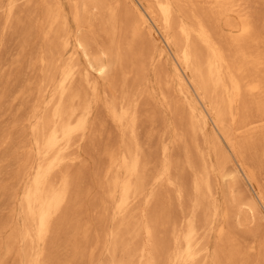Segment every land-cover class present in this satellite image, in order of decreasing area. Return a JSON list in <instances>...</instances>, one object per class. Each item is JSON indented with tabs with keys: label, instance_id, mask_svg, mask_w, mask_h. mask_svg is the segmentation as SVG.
Wrapping results in <instances>:
<instances>
[{
	"label": "bare ground",
	"instance_id": "bare-ground-1",
	"mask_svg": "<svg viewBox=\"0 0 264 264\" xmlns=\"http://www.w3.org/2000/svg\"><path fill=\"white\" fill-rule=\"evenodd\" d=\"M15 1L0 3L8 19ZM67 2L38 0L17 18L38 72L23 92L36 103L1 186L9 202L25 176L22 222L10 227L0 264H264L255 169L264 173V0ZM165 48L174 75L156 65ZM142 109L160 125L147 149ZM106 118L114 135L105 136ZM208 124L213 138L201 142ZM82 141L96 156L90 179L70 167Z\"/></svg>",
	"mask_w": 264,
	"mask_h": 264
},
{
	"label": "rangeland",
	"instance_id": "rangeland-1",
	"mask_svg": "<svg viewBox=\"0 0 264 264\" xmlns=\"http://www.w3.org/2000/svg\"><path fill=\"white\" fill-rule=\"evenodd\" d=\"M66 6H68L67 0H61ZM5 3L6 0H0V3ZM38 0H16L13 15L8 19L6 17V11L4 7H0V221L1 219L6 220L8 224L0 228V258L3 256V244L9 234L10 227L13 224L20 226L22 219L19 212V196L21 194L22 186L25 180V176L21 178L18 184L15 186V197L14 199L7 202L5 198L1 195V186L10 181L11 172L17 167V162L15 161V155L18 152H22V148H18L17 141L20 138L21 130H25L29 135L27 117L30 114L31 107L36 103L35 99L27 102L28 97L23 92L27 80H35L37 77V68H30L31 55L29 53V48H25L22 44V32L17 30L16 22L18 17H23L29 10L30 6L37 3ZM156 42L155 48L159 50L164 47V44L161 40V37L158 34H155ZM165 55L156 63L160 68H164L170 74L174 75V59L170 51L165 48ZM80 62L84 64V60L81 58ZM150 79H152V84L155 88L156 95L155 100L156 104L160 102V97L158 93V86L153 78V74H148ZM100 87L104 84V81L99 79ZM175 81H173V84ZM49 89L46 90L44 97H47L49 94ZM174 90V89H173ZM171 97L173 100H181L180 97L175 93V90L172 91ZM194 100V98L192 97ZM162 114L168 118V121H173L172 113L160 107L158 109ZM101 111V108H97V112ZM142 109L140 116V125H139V134L140 140L144 148H148L149 144L145 141V136L149 129L154 128V131L159 130L160 125L158 120L154 124H150L147 121V113ZM101 113V112H100ZM103 116L104 115H99ZM105 124L107 127L105 136L109 133L110 135L115 134L113 129V124L105 119ZM173 126L170 123L169 126V145L171 147L172 153L175 155L177 147L173 143ZM214 132L211 127V124L206 125L204 129V137L200 138V141H210L213 138ZM27 136V134H26ZM88 142V141H87ZM86 141H82L80 147L75 150L77 158L72 162V168L82 167L85 170V174L88 176V179L91 178V173L94 170V160L96 156L88 150V145ZM31 145V143H30ZM152 145V143H151ZM28 148V147H27ZM207 148L209 145L207 144ZM224 148L226 149L225 145ZM74 151V150H73ZM33 159V158H32ZM231 163V162H230ZM257 176L261 178V182L264 183V173L260 171L259 168L255 167ZM215 183L220 192V203H223L222 196V183L215 177ZM241 189H245L247 192H252L248 184H245L244 180L240 181ZM93 190V187H92ZM253 194V193H252ZM143 208V204H140V209ZM258 214L257 219L260 222L259 224L264 228V208L260 204H257ZM218 222H215V225L211 232L208 234V244L210 247H213L216 239V225ZM240 228L239 230H243ZM12 258L6 257L4 264H11Z\"/></svg>",
	"mask_w": 264,
	"mask_h": 264
}]
</instances>
